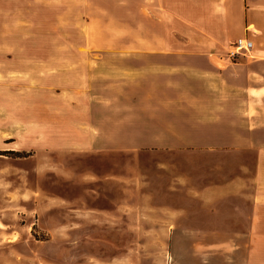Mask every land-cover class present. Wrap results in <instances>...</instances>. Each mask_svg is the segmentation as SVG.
I'll use <instances>...</instances> for the list:
<instances>
[{
  "label": "rangeland",
  "instance_id": "rangeland-1",
  "mask_svg": "<svg viewBox=\"0 0 264 264\" xmlns=\"http://www.w3.org/2000/svg\"><path fill=\"white\" fill-rule=\"evenodd\" d=\"M149 3L0 0V264L184 263L188 235L264 205V0ZM173 4L224 25L223 95L140 72L207 50Z\"/></svg>",
  "mask_w": 264,
  "mask_h": 264
},
{
  "label": "crops",
  "instance_id": "crops-1",
  "mask_svg": "<svg viewBox=\"0 0 264 264\" xmlns=\"http://www.w3.org/2000/svg\"><path fill=\"white\" fill-rule=\"evenodd\" d=\"M154 1L155 5L159 6L161 0H150ZM164 3L166 0H163ZM175 1V0H173ZM149 3V0H147ZM150 4V3H149ZM174 16L172 17L170 24L177 27L176 24L186 25L188 30L204 38L200 41V45H193V48L205 47L207 50L204 52L193 53L191 55H166V56H156L149 62V57L146 58L147 62H142L140 67V72L144 74L149 73H160L161 71L167 74H171L173 80H178L181 77L188 75L187 77L195 82L200 79H205L210 87H207L206 95H223L222 90L223 85H218V82H227L229 74L235 73L239 75L240 70H242L241 63H232L230 59L223 58L214 54V50L221 44L219 38L215 36L222 33L223 26L215 21L214 15H209L206 20H200L199 18H194L191 14H187L181 11L180 5H174ZM152 12V11H150ZM257 16L253 15V21ZM212 18V19H210ZM178 20V21H177ZM218 20V19H217ZM250 28H255L257 24L249 25ZM169 28V27H168ZM167 28V30H168ZM171 29V28H170ZM169 29V31H170ZM176 29V28H175ZM165 30V31H167ZM227 30V28H225ZM172 40L169 39L166 42L167 47H177L175 44H171ZM144 44V40H142ZM147 46L149 43H145ZM189 46H191L189 40ZM166 47V46H165ZM145 60V59H144ZM261 61L255 60L253 64H260ZM263 88L259 87L255 91L262 92ZM246 201L242 202L245 209ZM253 217H246L241 212L237 218H232L233 216L223 217L221 220L214 218L213 224H223L225 228L214 230L211 232L202 231L194 232L188 235V241L191 243L187 255V259L184 263L176 260L175 256L174 263L176 264H264V255L262 251L264 250V234L258 231V226L264 222V218L260 217L262 210H264V205L255 199L252 204ZM258 212V215H257ZM219 220V221H218ZM238 227H236V226ZM241 227V228H240Z\"/></svg>",
  "mask_w": 264,
  "mask_h": 264
},
{
  "label": "built area",
  "instance_id": "built-area-1",
  "mask_svg": "<svg viewBox=\"0 0 264 264\" xmlns=\"http://www.w3.org/2000/svg\"><path fill=\"white\" fill-rule=\"evenodd\" d=\"M254 48V43L250 39L241 38L238 39L232 50L230 51V57L243 56L250 53Z\"/></svg>",
  "mask_w": 264,
  "mask_h": 264
}]
</instances>
